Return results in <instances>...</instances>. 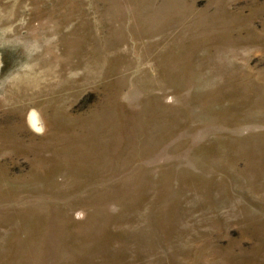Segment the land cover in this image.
<instances>
[{"label": "rangeland", "instance_id": "obj_1", "mask_svg": "<svg viewBox=\"0 0 264 264\" xmlns=\"http://www.w3.org/2000/svg\"><path fill=\"white\" fill-rule=\"evenodd\" d=\"M0 12V264H264V0Z\"/></svg>", "mask_w": 264, "mask_h": 264}, {"label": "clouds", "instance_id": "obj_2", "mask_svg": "<svg viewBox=\"0 0 264 264\" xmlns=\"http://www.w3.org/2000/svg\"><path fill=\"white\" fill-rule=\"evenodd\" d=\"M5 19L2 12H0V23ZM13 39H16L15 45L11 43ZM55 39V37H53ZM10 47L12 49L20 48L23 50L25 57L24 61L19 64V67L10 72L3 79H0V87H7L12 81L11 78L18 70H24L28 68V62L41 51L39 42L37 41H25L22 38H15L8 32L7 28H0V48ZM25 122L28 129L37 136H43L47 132V122L43 114L37 108H30L25 116Z\"/></svg>", "mask_w": 264, "mask_h": 264}]
</instances>
